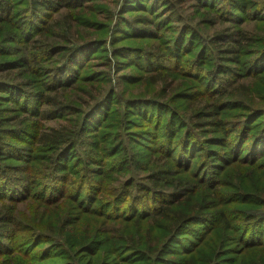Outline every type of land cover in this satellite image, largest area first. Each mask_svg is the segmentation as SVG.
I'll return each instance as SVG.
<instances>
[{
	"label": "trees",
	"instance_id": "1",
	"mask_svg": "<svg viewBox=\"0 0 264 264\" xmlns=\"http://www.w3.org/2000/svg\"><path fill=\"white\" fill-rule=\"evenodd\" d=\"M89 1L0 0V73L16 71V78L23 79L15 82L10 78H0V93H3L0 104L14 103L15 107L5 106L2 111L11 114L15 110L26 119L73 115L67 119L68 127L60 124L58 128L43 132L29 129V126H10L7 117H0V125L4 127H0V201L18 202L31 194L38 204H44L46 208L56 210L60 204L68 203L71 210L76 208L82 215L105 213L107 220L118 224L117 234L103 233V230L97 232V229L82 234L66 231L74 223L76 229L77 222L65 213L64 218L62 216L56 221L54 218H42L38 224L22 228L14 221L22 219L18 212L10 211L4 204L0 206V257L22 260L26 264L42 263L49 258L46 250L30 256L29 248L53 243L54 252L50 257L61 260L62 264H87L88 260L92 264L100 253H103L100 264L106 258L105 264H198L195 252L191 251L193 247L182 246L178 250L189 259L172 258L170 251L177 252L176 244L180 245L182 239L202 240L211 230L232 231L234 225H239L243 232L240 243L248 247L254 245L248 244L246 239L253 235L251 226L259 229V225L264 223V194L243 192L238 185L233 188L240 191L230 193L221 190L223 186L219 180L209 176L222 170V165L237 161L226 158L228 153L242 155L239 162L244 166L245 163L260 162L259 156L264 155V38H256L255 34L252 36L251 32L238 28L237 24L244 19L234 13L245 12L243 17H246L251 8L248 9L241 0H200L199 9L206 6L204 12L208 13L211 8L223 21L233 25L228 29L213 30L209 35L188 20V23H182L175 19L179 23L172 24V19L164 18L155 22L142 14L144 6L138 12L136 2L126 1L123 10L137 7L140 14L125 19V22L118 21L109 42L114 45L132 37L146 43L148 48L113 46L115 49L110 52L111 61L108 60L107 64L115 57L122 59L115 62L120 70L131 66L140 72V76L128 74L119 78L132 86H145L152 97H135L124 103L121 100L117 102L115 98V106L110 108V100L115 97L110 90L103 96L94 97L84 110L83 107L79 110L76 105L50 101L49 93L58 95L59 91L76 89L79 82H83L85 87L88 83L95 84L87 76L81 81L83 76L77 75V66L87 62L90 49L105 42L88 39L90 33L73 31L78 26L89 29L85 20L73 19L78 13L92 11L93 4H87ZM149 1L150 12L155 14L156 4ZM254 9L249 16L258 20L264 31V0ZM62 10L67 14L55 29L57 32L53 31L52 20ZM74 36L80 44L71 39ZM18 44L25 51H33L29 52V59L19 61L10 58L19 53V49H15ZM103 45L100 46L103 48ZM248 56L250 58L245 60ZM46 60L58 63L44 68L41 65ZM223 61L232 65L223 64ZM38 73L46 82L35 86ZM247 78L258 84L243 94L238 82ZM237 95L247 100V104L236 100ZM41 106H51V109L41 112ZM229 109L243 111L233 116L242 117V121L225 123L223 115H230ZM162 123L160 134L154 132ZM25 135L28 138L23 137ZM93 137L98 138L97 144L92 142ZM82 138L88 147L78 150L84 147ZM16 140L30 146L27 154L13 145ZM151 140L153 145L159 143L157 147L165 155L158 158L160 163L173 152L178 169L173 171L186 172L184 175L188 177L170 180L174 175L172 170L157 168L149 173L147 185L131 187L130 184L125 187V184H118L117 179H113L114 175L146 168L140 155L130 152L126 144L142 145L144 141ZM205 146H219L226 150L203 148ZM37 148L47 151L45 168L49 170L42 171L33 182H29L19 177L22 175L20 171L13 170L14 166L11 168L9 163L25 164ZM155 149L153 146L150 148L151 152ZM199 156L205 163L203 171L209 166L213 169L210 174L203 173L204 179L198 181L194 189L190 188L192 175L184 170L183 165ZM68 158H72L70 166ZM207 158L213 160L212 164L206 162ZM107 187L109 190L104 192ZM84 189L87 190L85 195L81 194ZM105 195L111 199H103ZM122 200L127 208L124 213L118 210ZM98 202V208L90 207ZM248 203L250 208L244 206ZM139 205H143L140 210ZM79 206L84 210H78ZM247 210L246 215L241 213ZM239 213L242 214V222L235 220ZM153 243L157 245L154 250ZM93 244L95 249L91 247ZM106 245L109 248L105 251ZM216 249L221 250L222 245L213 248L211 254L222 252ZM118 250L126 256H116ZM85 254L87 261L83 259ZM224 258L217 256V259ZM259 264H264V260Z\"/></svg>",
	"mask_w": 264,
	"mask_h": 264
},
{
	"label": "rangeland",
	"instance_id": "2",
	"mask_svg": "<svg viewBox=\"0 0 264 264\" xmlns=\"http://www.w3.org/2000/svg\"><path fill=\"white\" fill-rule=\"evenodd\" d=\"M126 1H134L137 3L138 6V12L141 6L143 7V13L146 14L148 17H150L153 21L155 22H161L164 20V18L167 19H172V24H178L179 21H183L182 23H188L186 22L187 20L191 22L192 25H195L196 27H199L200 30L203 33L211 34L213 30H223V29H228L227 27H232V24L227 23L226 21H223V19L220 17L219 14L213 13L212 9L210 8V11L208 13H205L204 10H207L206 6L202 7L199 9L198 5H201L200 0H150L149 2L155 3L156 4V13L157 15L153 14L150 12V7L148 4V0H91L87 4H93V9L92 11L88 12L87 14L82 13V14H77L73 16V19L75 18L76 20H85V22L89 25V29L82 28L80 26L73 29L74 32H78L79 30L81 32H84L85 34L90 33V38L92 40H104L105 43H99L100 45H96L95 48L90 49L91 51L87 55V62L84 65H78L77 66V75L79 77L83 76L81 81L85 79L87 76L88 78H92L93 82L95 84L88 83L85 87V84L82 82L78 84V87L76 89H66L59 91L58 95H56L54 92L49 93V100L53 102H60V104H70L71 106H75L81 110H84L87 107V104L91 102L94 97L96 96H103L106 92L112 90V94L115 95L114 99L111 98L110 100V108L115 106V98L118 101H122L123 103L127 99L135 98V97H144V98H151L152 96L150 95L148 89H146L145 86H132L128 83V81H125L124 79L119 78V76H126L128 74L133 75V76H140V72L137 70L133 69V67H124L120 70L121 67H118L117 64L115 63L116 60L121 61L122 59H115L113 57V62L110 64L108 63V60L111 61V54L110 52L115 49V47L118 46H127V47H134V48H148V45L144 42H141L140 39H133L132 37H129L128 41H120L117 43H114V45L111 44V41L109 42L110 38L114 36L115 34V28L116 24L125 22V19L131 18L135 16L136 14H140L136 11L137 7H127L123 10L125 7L124 4ZM243 3L247 4L248 6V11L246 13V17H243L245 12H234L237 14L238 17H241L244 19L241 23L237 24L238 28L247 30L253 34H255L256 38H264V31L262 28L259 26L258 20H254L252 18V15L249 16L250 12H253L254 9L261 0H241ZM166 4V5H165ZM262 5V3H261ZM152 7V6H151ZM67 14L66 11L62 10L59 11L57 14H55L53 20H52V27H54L53 31H56L55 29L58 28L61 19L63 15ZM242 14V15H241ZM220 17V18H219ZM248 17H250L248 19ZM179 21H177V20ZM109 31V33H108ZM57 32V31H56ZM108 34V35H105ZM106 36V37H105ZM131 36H133L131 34ZM166 36V35H163ZM72 40L74 41L75 44H80L81 42L78 41L79 39L77 36L71 37ZM85 40V39H83ZM59 41V40H58ZM17 47L15 49H19V53L16 52V54L10 56L11 59H19L22 60L23 58L29 59V52H33L32 50L25 51V48L21 46V44L16 45ZM115 46V47H113ZM262 48V47H259ZM193 55H191L192 57ZM193 58V57H192ZM250 57H246L245 60H248ZM57 61H43L41 66H44V68H51L55 65ZM58 63V62H57ZM223 64H228L229 66L232 65L231 62H225L223 61ZM243 65V64H242ZM133 66V65H132ZM10 74H12L10 76ZM10 76V77H9ZM30 76V75H29ZM16 71L14 72H3L0 73V78H10L14 80L15 82H20L23 80L22 78H16ZM32 80L33 77H32ZM36 82L34 83L35 86L37 84L41 85V82H46V79H43V76H41L39 73L36 76ZM97 84V85H96ZM242 87L239 88V90L245 94L249 92V89H252L258 84V82L254 81V79H242L238 82ZM38 88V87H36ZM72 89V90H71ZM3 93H0V95ZM107 94V93H106ZM236 100L242 101L247 104V100H243L237 95ZM8 106L9 108H15L14 103H3L0 104V117H7L8 120H10L9 124L10 126H17L19 125L20 127L23 126H29V129H36L39 132H43L45 130H48L49 128H58L60 124H62V127H68V118H73V115H62L57 118H47V119H39V116L36 118H29L26 119L23 114L19 113L18 111L13 110L11 114H6L5 112L2 111V107ZM51 109V106H41L40 111H49ZM228 111H231L230 109ZM243 111H231L230 115H223V121L225 123H230V122H235L239 118L233 117L234 115L240 114ZM235 113V114H232ZM242 118V117H241ZM239 119V121H242V119ZM163 126V123L160 124V127H157V130H154V132H158L160 134L161 128ZM1 128H4L3 126L0 125ZM134 130V129H132ZM101 134V131L98 133ZM25 138H28L27 135L23 136ZM97 139L96 137H93L92 142L97 144ZM81 142L84 143V147H79L78 150H82L87 148L88 146L86 145V140L84 138L81 139ZM153 140L150 142L144 141L142 145H135V144H126L127 148L129 151L132 153H138L140 155V159L142 160L143 166H146V168H138L136 170L131 169L132 173H126V174H120V175H114L113 179H117L118 184L122 185L125 184V187L129 186L131 184V187H133L135 184L137 185H147V177L150 172H153L157 168L162 169V170H172V175L170 177V180H175L174 177H183V180H185L188 176L185 177L186 172H180L177 173L173 170L178 171L176 168V156L172 152L169 157L163 161L158 159L159 157L165 156L163 154V151L158 149V145H153ZM159 142V141H158ZM102 144V143H100ZM124 144V142H123ZM13 145H17L19 148L23 149L25 153L27 154V149L30 148V146L25 143V142H20L19 140H16L13 142ZM87 146V147H86ZM156 148L155 152H151L150 150L151 147ZM203 148H212L213 150H223L225 151L226 149H223V147L219 146H211V147H203ZM47 151L44 150H39L37 148V151L34 153L33 157H29L26 163H9L10 167L14 166L13 170L15 171H20L19 175L22 176L23 178H26L27 181L33 182L34 179L38 176H40V173L42 171L48 172L49 168H45L47 166V161L45 157L47 156ZM242 156V155H241ZM240 155H235L233 153H228L226 155V158L229 160H235L237 161L230 162L229 164L222 165V170H218L215 173H209L213 168L209 166L207 170L203 169L205 168L204 165L205 163L203 162V158L201 156L195 157L192 160H190V163H187L182 167L180 166V169L183 171L188 170L192 175L191 182L192 184L190 185V188H196L197 186L196 183L198 181H202L203 173L206 171V173L210 174L209 176H214L216 180H219L220 185L223 186L221 187V190H226L230 193L236 191H240L238 188H233V186H240L242 188L241 190L243 192H248L252 191L253 193L255 192H262L264 194V155L259 156L260 158L258 159L260 162H253V164H244L240 163L239 159L241 157ZM234 158V159H232ZM32 160V161H30ZM29 161V162H28ZM72 161V158H68L67 164H69ZM206 162L209 164L213 162V160H209L208 158L206 159ZM262 164L261 166H258ZM21 165V166H17ZM21 170H24L21 172ZM17 177V176H15ZM93 178H97L94 177ZM71 179H77V178H71ZM206 180V179H205ZM208 180V179H207ZM206 180V181H207ZM208 180L207 182H209ZM25 183H28L25 181ZM24 185V183L22 182ZM105 184V181H104ZM112 185V183H109ZM109 190V187L106 188V191ZM86 189L83 190L81 194L85 195L86 194ZM198 191V190H197ZM98 190L95 192L97 193ZM202 192V191H201ZM258 192V193H259ZM261 194V193H260ZM97 195V194H96ZM103 199H111L109 196H104ZM8 199H4L3 201H0V206H6L10 208V211L12 212H18L20 215V220H14L18 225H22V228H25L23 226H34L35 224H38L41 219H48V218H54L55 221L57 218H60L65 216V214H68L72 217L75 218V222H77V227L75 228V223L70 229H66V231L74 232L77 234H82L84 231L88 232H93L95 229H97V232H102L103 233H113L117 234V228L118 224L114 223L113 221L107 220L105 213H102V215H99L98 213H94L91 215H82L76 211V208L74 210H71L69 207L68 203H62L58 206L59 209H53V208H46L44 207L41 203L38 204V202L33 199L32 195H28L27 197L23 198L22 200L18 202H8ZM106 201V200H105ZM125 201L122 200L120 203V206L118 210L120 213H124L127 211L126 206L124 205ZM35 204V205H34ZM99 202L94 203V205H91V208H98ZM74 206V204H73ZM143 205H139V210ZM245 207L250 208L251 205L244 204ZM75 207V206H74ZM243 207V206H240ZM83 209L82 206L78 207V210ZM90 209V208H87ZM261 210V209H260ZM118 211V212H119ZM247 211L241 212L245 214ZM259 211V210H258ZM260 212V211H259ZM65 213V214H63ZM90 213V212H89ZM241 213H239L237 222H242L243 219L241 218ZM246 215V214H245ZM27 220V221H25ZM236 222V223H237ZM234 230L228 231L226 229H220L216 232L210 231L209 235L202 240H195L194 238L189 237L190 239H182L181 241V246L179 244H176V249L177 252H172L170 251V255L172 258L175 259H184L187 257H183L178 250L181 249L182 246H188V247H193L191 251L195 252L196 256V261L198 264H259L263 262L264 260V245H262L264 242V223L262 225H259V229H254L253 226H251V230L253 235L249 237V240L246 239L248 244H254L250 247L244 246L243 243H240V236H243V232L240 230L239 225H234ZM26 235V233H22ZM107 236V235H105ZM104 236V237H105ZM98 238V237H97ZM243 238V237H242ZM97 240V239H94ZM2 241H8L7 239H2ZM189 241V242H188ZM246 243V242H245ZM220 245H222V249H216L219 251H222L221 253H214L211 254L213 248H218ZM8 246V245H7ZM10 246V245H9ZM13 246V245H12ZM41 247L31 249L29 248V254L30 256H36L38 254L44 253V250L46 255L49 256L48 259L45 261L40 262H28L27 264H62L61 260L58 259H52L54 257H50L53 252H54V245L53 243L51 245H40ZM94 246L91 245V247ZM47 247V248H46ZM157 245L155 243L152 244V250L156 248ZM46 248V249H44ZM109 248V245L105 246V251ZM221 248V247H220ZM92 249H95V247H92ZM173 249V248H172ZM226 249V250H225ZM175 250V249H174ZM112 252L114 249L111 250ZM111 251L107 252L110 253ZM172 252V253H171ZM124 252L123 251H117L116 256L122 255ZM192 254H190V257H192ZM224 256V259H217V256ZM102 256L103 253L97 254V259H93L92 264H100V261L102 262ZM115 256V257H116ZM123 256H126V254H123ZM108 257V255H107ZM35 258V257H34ZM104 258V257H103ZM152 258V256H150ZM228 258V259H226ZM36 259V258H35ZM83 259H86L87 261V256L86 254L83 256ZM102 259V260H101ZM107 259V258H106ZM103 261V264L107 260ZM189 259V258H187ZM230 259H233V262L230 263ZM13 262V263H11ZM89 262V260H88ZM87 262V264H89ZM0 264H26L22 260H14V259H9L8 257H0ZM81 264V263H80Z\"/></svg>",
	"mask_w": 264,
	"mask_h": 264
}]
</instances>
